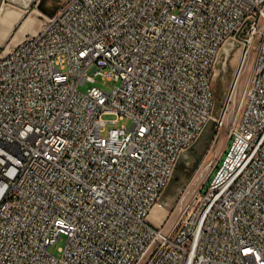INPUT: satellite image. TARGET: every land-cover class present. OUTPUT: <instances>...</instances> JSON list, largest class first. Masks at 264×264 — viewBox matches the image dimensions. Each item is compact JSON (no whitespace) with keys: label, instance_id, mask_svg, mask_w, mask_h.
Here are the masks:
<instances>
[{"label":"built area","instance_id":"1","mask_svg":"<svg viewBox=\"0 0 264 264\" xmlns=\"http://www.w3.org/2000/svg\"><path fill=\"white\" fill-rule=\"evenodd\" d=\"M233 43L214 117L215 64ZM95 77L118 85L78 91ZM208 124L226 143L204 189L154 225ZM0 264H264V0H65L5 46Z\"/></svg>","mask_w":264,"mask_h":264},{"label":"rangeland","instance_id":"2","mask_svg":"<svg viewBox=\"0 0 264 264\" xmlns=\"http://www.w3.org/2000/svg\"><path fill=\"white\" fill-rule=\"evenodd\" d=\"M65 0H34L30 3L28 14H36V23L34 29H40L45 21V17L54 12L58 6ZM13 36V35H12ZM9 38V41L12 39ZM19 40V39H18ZM13 46H10V49ZM5 46L0 49V55L4 52ZM224 45L220 50L215 64V77L212 85L215 99V115H219L220 107L226 101L228 95V86L232 77V73L237 63L236 48L230 46L226 49L228 53L223 51ZM239 51L241 48L239 47ZM230 57V58H229ZM229 58V60H228ZM242 70H245V64ZM118 85L115 81H104L99 77H95V82L85 83L78 87L80 93L94 86L105 92H109L114 86ZM243 83H237V90H242ZM231 97V95H230ZM106 120H114L113 116H105ZM130 128V122L123 120L115 124H108L106 130L110 128ZM208 132V133H207ZM207 133V134H206ZM206 136L196 141L192 148L180 157V162L175 169L174 179L163 193L161 199V212H154L150 214V221L155 225L162 226L170 224L178 211L179 207L188 200L192 199L196 193L203 190L206 179L208 178L211 169L220 156L221 149L226 143V130H215L210 124L204 133ZM165 217H163V214ZM65 238L60 236L58 241L47 248V252L53 256H58V249L64 246Z\"/></svg>","mask_w":264,"mask_h":264},{"label":"crops","instance_id":"3","mask_svg":"<svg viewBox=\"0 0 264 264\" xmlns=\"http://www.w3.org/2000/svg\"><path fill=\"white\" fill-rule=\"evenodd\" d=\"M33 1L0 0V49L4 46H14L25 35L38 31L33 28L37 21L36 14H28L30 3Z\"/></svg>","mask_w":264,"mask_h":264},{"label":"bare ground","instance_id":"4","mask_svg":"<svg viewBox=\"0 0 264 264\" xmlns=\"http://www.w3.org/2000/svg\"><path fill=\"white\" fill-rule=\"evenodd\" d=\"M223 47V45H220V50L221 48ZM239 47L241 48V51H248V41H241V43H239ZM230 48V47H229ZM244 64L245 62H238V70H242V68L244 67ZM242 90H245V83H243L242 85ZM230 95H231V90L228 91V95H227V98H226V101L228 100V98H230ZM209 124L203 129L202 133L200 134L199 138L197 141H199L201 138L205 137L206 135L204 134L205 131L207 130ZM208 133V132H207ZM206 133V134H207ZM154 212H161V207L159 206H156L151 213H154ZM163 214V213H162ZM163 217H165V214H163ZM150 220V219H149ZM152 222V221H151ZM162 221H160V224H161ZM153 223V222H152ZM154 224V223H153ZM159 224V225H160ZM155 225V224H154ZM159 225H156V226H159Z\"/></svg>","mask_w":264,"mask_h":264},{"label":"water","instance_id":"5","mask_svg":"<svg viewBox=\"0 0 264 264\" xmlns=\"http://www.w3.org/2000/svg\"><path fill=\"white\" fill-rule=\"evenodd\" d=\"M52 13H49L48 15H51ZM231 46L233 47V48H236V45L233 43V44H231ZM226 49L227 48H224L223 49V51L226 53ZM227 55H228V53H226V58H227ZM230 58V57H229ZM229 58H228V60H229ZM217 63V62H216ZM214 77H215V74H214ZM214 77H213V81H214ZM213 81H212V85H213ZM213 91V90H212ZM213 97H214V92H213ZM223 104V103H222ZM222 106V105H221ZM221 108V107H220ZM212 115L214 116V117H217L218 115H215V99H214V108H213V113H212ZM190 150V149H189ZM180 162V159L178 160V162H177V164H176V168H177V165H178V163ZM174 174H175V172H174ZM173 179H174V175H173V178H172V180L170 181V183L173 181ZM170 183H169V185H170ZM168 185V186H169ZM167 186V187H168ZM167 189V188H166ZM165 189V190H166ZM165 192V191H164ZM162 196H163V194H162ZM162 196H161V198H160V200H159V203L161 204V199H162Z\"/></svg>","mask_w":264,"mask_h":264}]
</instances>
